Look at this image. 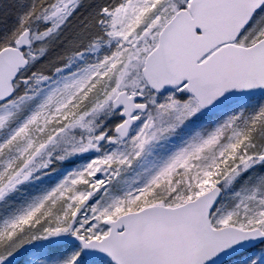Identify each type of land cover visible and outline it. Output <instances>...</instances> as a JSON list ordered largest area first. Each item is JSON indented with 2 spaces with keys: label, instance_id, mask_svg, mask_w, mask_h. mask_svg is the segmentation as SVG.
I'll return each mask as SVG.
<instances>
[{
  "label": "snow or ice",
  "instance_id": "snow-or-ice-1",
  "mask_svg": "<svg viewBox=\"0 0 264 264\" xmlns=\"http://www.w3.org/2000/svg\"><path fill=\"white\" fill-rule=\"evenodd\" d=\"M0 264H264V0H0Z\"/></svg>",
  "mask_w": 264,
  "mask_h": 264
}]
</instances>
